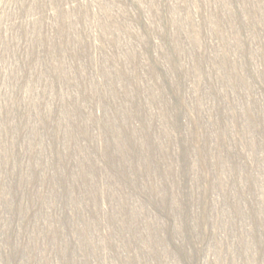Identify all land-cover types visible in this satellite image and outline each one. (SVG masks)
<instances>
[{
	"label": "rangeland",
	"instance_id": "rangeland-1",
	"mask_svg": "<svg viewBox=\"0 0 264 264\" xmlns=\"http://www.w3.org/2000/svg\"><path fill=\"white\" fill-rule=\"evenodd\" d=\"M0 264H264V0H0Z\"/></svg>",
	"mask_w": 264,
	"mask_h": 264
}]
</instances>
